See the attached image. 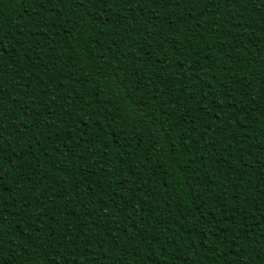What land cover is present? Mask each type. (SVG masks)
I'll return each mask as SVG.
<instances>
[{"label":"trees","instance_id":"1","mask_svg":"<svg viewBox=\"0 0 264 264\" xmlns=\"http://www.w3.org/2000/svg\"><path fill=\"white\" fill-rule=\"evenodd\" d=\"M0 264H264V0H0Z\"/></svg>","mask_w":264,"mask_h":264}]
</instances>
